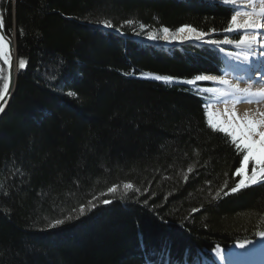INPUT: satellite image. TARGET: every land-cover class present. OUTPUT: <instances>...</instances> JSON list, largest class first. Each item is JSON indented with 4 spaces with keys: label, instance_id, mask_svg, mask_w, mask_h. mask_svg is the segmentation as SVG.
<instances>
[{
    "label": "trees",
    "instance_id": "obj_1",
    "mask_svg": "<svg viewBox=\"0 0 264 264\" xmlns=\"http://www.w3.org/2000/svg\"><path fill=\"white\" fill-rule=\"evenodd\" d=\"M221 1L0 0L17 62L0 264H220L216 248L264 233V182L231 193L245 153L208 124L216 85L182 82L217 74L221 53L132 35L187 25L222 40L235 9Z\"/></svg>",
    "mask_w": 264,
    "mask_h": 264
},
{
    "label": "snow or ice",
    "instance_id": "obj_2",
    "mask_svg": "<svg viewBox=\"0 0 264 264\" xmlns=\"http://www.w3.org/2000/svg\"><path fill=\"white\" fill-rule=\"evenodd\" d=\"M235 0H223L225 5L234 3ZM249 3L254 4V0H249ZM238 15H232L231 20L228 23V27L225 29L226 32H240L242 31L244 34L240 35L238 39H209L204 40V37L207 35L205 32H200L196 28L191 26H181L176 29L174 34H170V30L168 27H163L162 32L163 35L160 39L165 41H176L183 43L188 40H196L206 43L210 46L220 45H234L236 49L240 51H230L225 54L232 59L241 60L247 62L249 56L252 55H260L264 57V0H260V6L258 9L253 7V11L245 13L246 18L242 22H238ZM126 24H131L132 21H126ZM104 27L112 28L113 25L105 21L103 24ZM5 27L4 18L0 17V29ZM118 33L120 29H115ZM182 33H187V35H181ZM123 34V33H121ZM148 40H156L157 36L152 32L147 34ZM10 43V41L8 42ZM7 44L5 42V37L0 35V58H3L5 64H9L10 58L8 53L5 52V48ZM259 49V51H257ZM219 50L224 52L225 49L220 47ZM26 62L24 59L19 61V68L21 70L25 69ZM156 80H164L171 81L173 77L171 76H160L156 75L154 77ZM209 80H217L216 76H208V75H196L194 80L182 81L183 83H187L192 85L198 81H209ZM181 82V81H178ZM219 83L225 85L226 88L217 90V94L221 97L229 96L235 93H241L245 96H255L264 98V88L259 89L257 92H251L250 86L245 87L243 89L239 88L236 85H229V81L223 79V77L219 78ZM10 90L9 79L5 78L2 88H0V101L6 99L7 94ZM69 95L75 96L76 93H69ZM4 111V107L0 104V112ZM227 114V113H226ZM208 116V124L213 130H218L220 132L227 133V136L231 138V143L235 146L236 149L242 150L245 154L243 155V159L240 163V167L236 169V174L243 177L245 175V169L247 165L251 162V176L250 180L252 184H256L258 182H264V110H260L258 113H254L252 116H249L245 113L243 118L237 116L235 112L231 114H227V120H223L222 118L217 117L214 121L212 119L211 113H206ZM248 184L245 179H240L235 187L231 188V193H236L238 190L247 187ZM126 187H130L126 185ZM109 191H113V189H109ZM228 195V193H225ZM104 204H109L111 201L104 200ZM81 213L83 214V209H81ZM63 220H56L55 225L63 224ZM54 225V226H55ZM264 235V233H261ZM243 247V245H240Z\"/></svg>",
    "mask_w": 264,
    "mask_h": 264
},
{
    "label": "bare ground",
    "instance_id": "obj_3",
    "mask_svg": "<svg viewBox=\"0 0 264 264\" xmlns=\"http://www.w3.org/2000/svg\"><path fill=\"white\" fill-rule=\"evenodd\" d=\"M239 1V5L242 6L243 9L238 16V22H242L246 18V12L250 13L253 11V7L258 9L260 6V0H254V4L249 3V0ZM261 31H264V29ZM242 34L244 33L242 32ZM181 35H187V33H182ZM170 42L180 43L176 41ZM236 51L240 50L237 49ZM257 51H259V49H257ZM223 60V55H221V61ZM222 65L223 76H216L217 80L211 81L219 83V78L223 77V79L229 81V85L234 84L241 89L250 86V91L253 93L264 88V57L260 55H252L249 56L247 62H244L243 59L236 60L231 58L226 60L225 64L222 62L220 67ZM218 102V105L211 104L210 107L217 117L222 118L225 121L228 118L227 114H231L232 112H235L238 117L243 118L245 113L252 116L254 113L264 110V98L245 96L241 93H235L225 97L220 96ZM261 244L254 241L246 243L243 247L240 245L233 247L232 250L226 253V256L234 261L232 264H264V246Z\"/></svg>",
    "mask_w": 264,
    "mask_h": 264
},
{
    "label": "rangeland",
    "instance_id": "obj_4",
    "mask_svg": "<svg viewBox=\"0 0 264 264\" xmlns=\"http://www.w3.org/2000/svg\"><path fill=\"white\" fill-rule=\"evenodd\" d=\"M239 3H240V1L239 0H235V2L234 3H232L233 5H234V7H236L237 9H238V12L236 13V14H241V6L239 5ZM11 13H13V12H11ZM238 15V16H239ZM126 22V21H125ZM125 22L120 26V28H122V26L123 27H127V28H130L131 26H132V24H125ZM103 24L104 23H102L100 26L103 28V29H107V27H104L103 26ZM137 28V33H135V34H132L133 35V37L135 36V37H138V38H141L142 40H146V41H148V42H150V43H152L153 45H155L158 41H160V40H163V39H160V37L163 35V32H162V30L161 31H159V32H156L154 29H149L148 27H146V26H142V25H140V27H136ZM162 29V28H161ZM176 31V30H175ZM175 31L174 32H171L170 31V34H174L175 33ZM149 32H152L153 34H155L156 36H157V39L156 40H148L147 39V34L149 33ZM201 32V31H200ZM221 32H223L222 33V37H225V38H227V39H230V36L231 35H234V34H236V35H243L242 34V31H240V32H232V33H228V32H226L225 30H223V31H221ZM206 33V32H205ZM211 34H215L216 32H210ZM11 34V33H10ZM207 34H209V33H207ZM212 37V36H211ZM9 38L13 41V44H14V49H15V37H14V33H12L11 34V36H9ZM208 38H210V35H209V37ZM212 38H214V36L212 37ZM220 47H224V48H227V49H229L230 51L231 50H233V51H236L237 49L235 48V46L234 45H220ZM159 48H163L162 46H160ZM215 51V50H214ZM230 51H224L223 53H224V56H223V58H224V60H223V62H224V64L226 63V60H229V59H231L229 56H227L225 53L226 52H230ZM5 69H4V67L2 66V64H1V62H0V88H2V86H3V83H4V79H5V71H4ZM215 83H217V82H215ZM219 85H220V87L217 89V90H220V89H224V88H226V86L225 85H222V84H220V83H218ZM219 98H220V96L217 94V91H216V93H215V96H214V101H213V103L212 104H216V105H218L219 104ZM211 106V105H210ZM208 113H211L212 114V119L215 121L216 119H217V116H216V114H215V112L212 110V108L210 107L209 108V110H208ZM251 169H252V164H251V162L247 165V167H246V169L244 170L245 171V175L243 176V177H241L240 175V178L242 179H245L246 180V182H247V184L248 183H251V180H250V176H251ZM126 188H128V187H126V185H123V186H121V189L122 190H126ZM113 189V191L115 192L116 190H117V188H112ZM110 191H108V193H109ZM112 192V191H111ZM257 243H262L261 245L262 246H264V235H262V236H260L257 240H255ZM246 244V243H245ZM245 244H240V245H245ZM237 246H239V245H236V246H234V247H237ZM233 249V247L230 249V250H232ZM230 250H228L226 253H228ZM214 253L216 254V255H218V257H219V259L221 260V263L222 264H232V263H234V261H232V260H230L229 258H227V256H226V253H222L221 252V250L218 248V249H216L215 251H214Z\"/></svg>",
    "mask_w": 264,
    "mask_h": 264
},
{
    "label": "water",
    "instance_id": "obj_5",
    "mask_svg": "<svg viewBox=\"0 0 264 264\" xmlns=\"http://www.w3.org/2000/svg\"><path fill=\"white\" fill-rule=\"evenodd\" d=\"M0 17H1V14H0ZM0 35L4 36L5 37V42L7 44V47L5 48V52L8 53L9 55V58H10V62L9 64H5L4 61H3V58H0V62L1 64L5 67L6 69V78L9 79V83H10V90H9V93L7 94L6 96V99L3 100V101H0V104L3 105L4 107V111L3 112H0V119L2 118L5 110L7 109L8 107V104L10 102V98H12V94H13V91H14V86H15V80H16V55H15V49H14V44H13V41L7 36V34L5 33V29H0ZM207 38V35L204 37V39ZM10 41V43H8ZM144 43L146 41H143ZM198 43H202L204 45H208L206 43H203L201 41H196ZM164 45L165 47L167 48H170V47H173V46H176L177 43H159L157 45Z\"/></svg>",
    "mask_w": 264,
    "mask_h": 264
},
{
    "label": "clouds",
    "instance_id": "obj_6",
    "mask_svg": "<svg viewBox=\"0 0 264 264\" xmlns=\"http://www.w3.org/2000/svg\"><path fill=\"white\" fill-rule=\"evenodd\" d=\"M0 14H1V11H0ZM2 17V16H1ZM4 29H5V27H4ZM172 32V31H171ZM5 33H6V29H5ZM8 36V35H7ZM9 37V36H8ZM133 38H138V37H133ZM16 55V54H15ZM3 66V65H2ZM4 67V66H3ZM4 69H5V67H4ZM16 72H17V62H16ZM5 78H6V69H5ZM13 95V94H12ZM10 101H11V98H10ZM9 105V104H8ZM243 159V158H242Z\"/></svg>",
    "mask_w": 264,
    "mask_h": 264
}]
</instances>
